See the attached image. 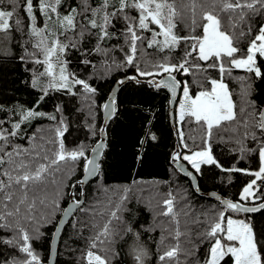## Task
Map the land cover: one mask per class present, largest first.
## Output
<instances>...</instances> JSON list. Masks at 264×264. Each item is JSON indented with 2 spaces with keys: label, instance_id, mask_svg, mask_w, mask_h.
<instances>
[{
  "label": "snow or ice",
  "instance_id": "6c2138e0",
  "mask_svg": "<svg viewBox=\"0 0 264 264\" xmlns=\"http://www.w3.org/2000/svg\"><path fill=\"white\" fill-rule=\"evenodd\" d=\"M14 33L22 39L15 41ZM247 37V46L241 48ZM113 40L117 43H111ZM13 43H19L22 49L18 58L25 65H33L26 68L31 73L26 83L38 93V100L32 107L6 109L0 105V111L7 113L0 119V230L11 233L10 238L0 237V243L21 254L3 264H42L32 241L45 238L47 233L42 229L53 223L51 217L56 212L69 216L74 209L91 217L90 222L81 221L77 230V236L85 241L78 264H114L119 256L114 247L117 237L123 238L118 225L134 237L128 254L135 264H148L152 254L140 241V233L123 219L133 198L151 206V189L138 187L148 182L133 180L115 187L98 183L101 198L82 207L85 200L77 199L76 188L87 179L70 186L64 180L65 176L71 178L78 167L84 177L102 179L99 158L108 147L107 129L96 128L98 90L89 81L128 68L136 75L115 81L117 85L147 83L156 90H168L173 100L178 90L182 93L178 136L191 154L174 152V163L186 161L196 174H202L204 166H215L222 172L254 177L243 187L239 202L217 196L221 210L195 215L190 201L177 210V198L169 191L167 198L157 203L156 216L168 218L166 224L160 222L165 226L157 244V264H264V239L258 238L248 218V214L264 210V202L255 203L264 201V193L256 195L261 187L257 182L264 181V107H258L251 98L255 79L264 78V0H76L75 7L66 0H0V57L14 54ZM86 44L89 47H84ZM72 50L83 57L81 64L92 69L88 79L70 70L67 57ZM117 52L122 58L115 55ZM157 54L162 58L153 60ZM93 56L99 60L94 62L90 58ZM142 63L149 70L142 68ZM97 64L104 70L99 77ZM234 70L245 75L233 77ZM210 71L217 77L206 75ZM177 74L199 77L192 81L198 91L193 94L189 81L177 80ZM226 78L235 81L237 92ZM57 92L78 96L82 102L78 111L87 108V119L92 120L86 123L89 134L103 138L91 148V157L84 143L66 147L64 137L69 125L62 106L58 105L54 113L37 110L39 103ZM234 95L239 101L233 99ZM108 101L100 107L109 118H115L116 96L110 95ZM44 119L53 123L28 134L33 121ZM185 122L199 133L190 137L194 144L199 140L198 150H192L185 140ZM150 124L151 119L145 124L140 145L158 139ZM228 143L236 146L230 151L238 153L239 159L255 157L257 169L225 168L213 154V145ZM142 158V152H138L137 163ZM186 175L193 182L197 179L192 172ZM68 188L71 190L66 193ZM194 190L200 191L198 184H194ZM144 192L149 195L143 196ZM65 195L71 197V204L61 209ZM80 196H84L83 191ZM181 200H188L187 194ZM249 201L253 206H245ZM181 215L185 217L183 223ZM76 226L74 221L72 227ZM61 227L62 223H57V236ZM85 229L89 231L87 236Z\"/></svg>",
  "mask_w": 264,
  "mask_h": 264
},
{
  "label": "trees",
  "instance_id": "16d2710c",
  "mask_svg": "<svg viewBox=\"0 0 264 264\" xmlns=\"http://www.w3.org/2000/svg\"><path fill=\"white\" fill-rule=\"evenodd\" d=\"M68 4L73 7L76 6V0H66ZM23 15V13H21ZM120 25H117L119 28ZM255 34V29L253 31ZM15 41H20L22 37L19 33H14ZM250 37L245 38V43L240 45L241 48L247 46L246 41ZM111 43L115 44L117 41L113 40ZM13 55L8 57H0V105H3L6 109L14 108L17 105H24L26 107H32L38 100V93L31 89L26 81L31 79V73L26 70L33 67L31 64L25 65L18 57L22 55V49L19 43H13L11 45ZM84 47H89L85 45ZM183 48V45L181 46ZM153 51V50H149ZM118 58H122L119 52L115 53ZM180 53L173 55V62H176ZM94 62L98 61V57H90ZM162 54H157L152 57L153 60L161 59ZM67 59L69 60L70 70L76 72L81 78L88 79L91 68L80 63L83 57L79 52L72 50ZM141 67L145 70H149L145 64H141ZM264 72V67H262ZM104 73V70L97 64L96 75L99 77ZM136 75V72L132 68L127 70H115L106 75V78H93L89 82L93 87L98 90L96 96V107L94 109L95 125L99 129L103 127V113L102 107L106 103L109 94L115 85V81L122 79L125 76ZM206 75L211 78H216L217 73L210 71ZM244 72L241 70H234L233 77L243 76ZM161 78V77H159ZM151 79V78H141ZM199 79V77L181 76L177 74V80L189 81L192 87V92L195 94L198 88L192 83L193 80ZM226 82L229 83V87L237 92L238 85L234 80L226 78ZM205 87L208 85L205 84ZM254 92L252 99L255 100L258 107H264V78L255 79L253 83ZM181 97V96H180ZM234 100L239 101L237 95L233 96ZM180 101V98L178 102ZM170 102L171 98L169 93L165 89L156 90L147 84L137 85L135 83H129L123 87L119 93L118 98V112L109 123L107 127V149L104 150L102 156V179L97 178L90 182L85 189L79 187L76 189L77 199H82L80 192L83 191L86 196L85 204L82 207H88L94 199L101 198V193L97 191L98 183H102L109 187L128 185L133 180H142L148 183L138 185V187L151 189L154 194L151 206L146 205L145 202L137 203L135 198L131 203L127 204L129 211L123 213V219L130 225L134 231L140 233V241L146 245L149 252L152 254L148 261V264H157V244L160 239L163 227L161 221L167 223L168 218L162 216H156L159 211L157 207L158 201L167 198V193L172 191L173 195L177 198L176 208L179 210L185 203L191 202L193 209V215L201 213L209 209L221 210L222 205L220 202L209 199L207 197L200 196L193 188L192 183L180 172H178L172 164V155L176 151V145L179 144L181 154H191L188 149L183 148L178 136V129L181 125L176 118V130L173 129L170 121ZM63 107V114L67 118L68 132L65 134L64 140L67 148H75L78 144L84 143L88 146L89 155L91 148L100 140L99 134L96 137H92L86 127V123H92V120L87 119V108L84 111H78L82 107V102L78 96H70L66 93H52L46 97L43 102L39 103L38 111H44L48 113H54L57 106ZM178 107V103H177ZM7 113L0 111V119L5 118ZM59 115V114H57ZM177 117V108H176ZM151 119L150 128L151 131L158 137L155 142H146L144 145H140L139 141L143 137L145 131L146 122ZM53 122L44 120H35L32 122L31 127L28 128V134H31L37 127H47ZM194 125H188L185 122L183 131L185 133V140L189 144L192 150H198L200 142L194 144L191 140V136H198L199 133L192 131ZM23 142V141H21ZM234 144H214L213 154L217 160L225 167L231 168L233 166L237 168H247L256 170L258 165L255 157L250 160H241L238 158V153L230 151L235 148ZM138 152H142V159L137 163L136 156ZM187 163L186 161H184ZM188 164V163H187ZM189 165V164H188ZM191 168V165H189ZM192 169V168H191ZM193 170V169H192ZM194 171V170H193ZM202 174H197L199 181V189L202 192H216L229 200L239 201V196L242 189L246 184L254 179L252 176L244 175L243 173L234 172L226 173L220 171L215 166H204L201 170ZM82 168L78 167L71 178L65 176V183L69 186L75 184L78 180L82 179ZM231 177V182H229ZM258 185H261L258 195L264 193V181H258ZM71 189H65L67 193ZM187 194L188 200H181V197ZM143 196H148V192H144ZM261 200H257L255 203L259 204ZM245 205H253V203L244 202ZM69 204V196L65 195L61 201V209H66ZM151 207V210H149ZM187 211V209H185ZM62 211L55 213L51 217L53 223L49 224L46 228L42 229L47 235L44 239L38 241H32L33 247L37 254L40 256L42 264H48L50 255V246L52 237L55 232V227L62 215ZM233 218H236V214L229 213ZM244 214H240V218H243ZM254 231L257 233L259 239H264V210L256 215H248ZM185 217L181 215V220ZM91 217L88 213L76 211L70 223L66 227L60 246L57 264H78V260L82 255L81 250L85 248V241L77 236V230L80 228V222H90ZM76 222V228L72 227V223ZM152 228L154 230L147 231L146 229ZM122 239L117 237L115 244V250L119 252V256L115 258L114 264H135V261L131 255H129L130 247L134 243V237L131 233H124L123 226L118 225ZM0 230V237L9 238ZM89 235L88 229L84 230V236ZM207 247L205 244L201 247V254ZM13 256H21V254L14 248L9 247L6 244L0 243V264L3 261L11 259ZM228 259V258H226ZM80 264H83L80 261Z\"/></svg>",
  "mask_w": 264,
  "mask_h": 264
},
{
  "label": "water",
  "instance_id": "95a60500",
  "mask_svg": "<svg viewBox=\"0 0 264 264\" xmlns=\"http://www.w3.org/2000/svg\"><path fill=\"white\" fill-rule=\"evenodd\" d=\"M123 78H124V77H123ZM123 78H122V79H123ZM161 78H162V77H161ZM161 78L156 77V79H161ZM129 83H134V82L129 81V82H127L125 85H117V84L115 83V85L113 86V88H112V90H111L109 96L114 94V95L116 96L117 103H118L119 93H120L121 89H122L123 87H125L126 85H128ZM143 84H147V83H143ZM147 85H148V84H147ZM165 90H166V89H165ZM166 91L169 93L170 98H171V102H170V110H169L170 121H171V124H172L173 129L176 130V108H177V103H178V100H179V98H180L181 92L178 90L177 96L175 97V100H173V98H172V96H171V93H170L168 90H166ZM108 98H109V97H108ZM107 102H109L108 99H107L106 103H107ZM102 113H103V127H106V129H107V127L109 126V123L111 122V120H112L113 118H109V117L107 116V114L103 111V109H102ZM101 139H103V138L101 137L100 140H101ZM107 142H108V135H107ZM177 151H180V152H181V149H180L179 144L176 145V151H175V152H177ZM102 152H104V150H102ZM91 155H92V154L90 153V157H91ZM102 156H103V155H102ZM99 159H100V161H102V157H100ZM172 164H173V166L175 167V169H176L178 172H180L184 177H186V178H188V179L190 180V182L192 183L193 188H194V184H198V185H199V181H198L197 174L195 173V171H193V170L190 168V166H189L187 163H185L183 160H180V161H177V162H175V163L172 161ZM181 168H183L184 170L182 171ZM186 172H192L193 175H196V177H197L196 181L193 182L191 176L186 175ZM82 179H87V183H85V184H83V185H77V188L81 187V188L85 189V187H87V185H88L90 182L96 180L97 177L86 178V177H84V175H83ZM77 188H76V189H77ZM197 193H198L200 196L207 197V198L212 199V200H215V201H218V200L216 199L217 196H219L221 199L229 200V199H227L226 197H224V196H222V195H220V194H218V193H216V192H212V191H211V192H208V193H204V192H202L201 189H200V191L197 192ZM82 199L86 200V196L84 195V196L82 197ZM218 202H220V201H218ZM233 202H239V201H233ZM70 204H71V197L69 196V204H68L67 208L70 206ZM245 206H253V205H245ZM67 208H66V209H67ZM76 211H77V210L74 209L73 212H72L69 216H64L63 213H62V215H61V217H60V219H59V221H58V223H62L61 231H60V233L58 234V236H57V234H56L55 232H54V234H53L52 242H51V246H50V255H49V262H48V264H57L58 253H59V246H60V243H61V240H62V237H63L64 231H65L66 227L68 226V224L70 223V221H71V219L73 218V216H74V214L76 213ZM262 211H263V210H261V212H262ZM258 213H260V212L253 213V214H248V215H256V214H258Z\"/></svg>",
  "mask_w": 264,
  "mask_h": 264
},
{
  "label": "rangeland",
  "instance_id": "374dc122",
  "mask_svg": "<svg viewBox=\"0 0 264 264\" xmlns=\"http://www.w3.org/2000/svg\"><path fill=\"white\" fill-rule=\"evenodd\" d=\"M181 100H182V96H181ZM180 100V101H181ZM178 116H179V104H178V107H177V119H178ZM178 122H179V119H178ZM256 195H258V192L256 193ZM248 203H252L251 201H249ZM6 235H7V237H9L10 238V236H11V233H9V232H4Z\"/></svg>",
  "mask_w": 264,
  "mask_h": 264
},
{
  "label": "flooded vegetation",
  "instance_id": "af4514ba",
  "mask_svg": "<svg viewBox=\"0 0 264 264\" xmlns=\"http://www.w3.org/2000/svg\"><path fill=\"white\" fill-rule=\"evenodd\" d=\"M177 118V117H176Z\"/></svg>",
  "mask_w": 264,
  "mask_h": 264
}]
</instances>
